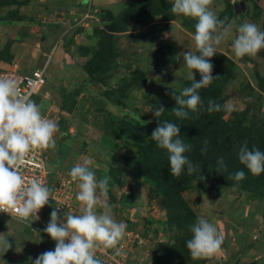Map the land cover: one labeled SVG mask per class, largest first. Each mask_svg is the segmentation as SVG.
Segmentation results:
<instances>
[{
    "label": "rangeland",
    "instance_id": "obj_1",
    "mask_svg": "<svg viewBox=\"0 0 264 264\" xmlns=\"http://www.w3.org/2000/svg\"><path fill=\"white\" fill-rule=\"evenodd\" d=\"M15 1L17 4L8 6V0H0V70L29 73L46 67L47 84L33 101L59 127L54 136L57 154L51 165L53 174L67 160L59 171L58 184L59 190H63V200L69 198L70 206L58 213L60 221L65 222L68 214H82V205L76 199L77 182L69 172L76 164L90 159L97 179L111 177L107 202L112 206L114 219L123 222L125 234L132 233L137 240L127 264H155L156 257L173 243L171 236L176 230L164 224L168 212L161 196L146 179L135 175L132 164L139 160L141 147L153 141L151 136L158 121L154 115L155 101L168 91L181 92L184 82L189 81L180 53L196 51V21L159 13L148 17L155 9L173 3L155 0L148 11L135 16L127 33L151 36L133 43L136 40L125 33L115 34L121 38L116 45L118 57L109 73L102 82H87L85 66L104 38L112 35V17L129 4H136V0ZM254 1L264 7V0ZM229 2L234 4L230 22L233 36L245 22L264 30L262 19L254 18L256 10L251 3H243V9L241 0H213L211 7L219 16ZM231 43L232 37L222 41L210 61L213 70L221 69L225 60L234 65L235 77L227 80L220 96L221 111L226 119L235 122L243 117V130L246 123L259 130L264 128V85H259V80L264 81V60L260 52L255 58H237ZM193 74L199 82V72L194 70ZM132 82L126 91L122 90ZM76 90L80 94L75 106L64 109L67 95ZM108 91H114L120 98L109 99L104 95ZM60 121H65L68 127L63 130ZM120 122L145 131L147 137L141 140L127 137L119 130ZM113 128L117 136L111 132ZM182 197L196 217L208 220L223 235L219 253L201 259L182 254L184 264H264V197L208 179L191 183ZM53 209L49 204L41 213L47 225ZM96 211L101 213L103 209L98 207ZM31 222L36 223L33 219L20 223L0 214V235H3L0 238L8 239L12 245L7 252L0 248V264H34L42 253L54 251L55 241Z\"/></svg>",
    "mask_w": 264,
    "mask_h": 264
},
{
    "label": "clouds",
    "instance_id": "obj_2",
    "mask_svg": "<svg viewBox=\"0 0 264 264\" xmlns=\"http://www.w3.org/2000/svg\"><path fill=\"white\" fill-rule=\"evenodd\" d=\"M212 4L213 0H173L172 3L171 12L174 15L196 21V51L180 53L183 66L188 69L186 79L192 81L191 86L183 88L180 95L172 92L177 106L171 111L179 119L188 118L189 112L198 118L204 110L209 113L221 111V105L212 100L205 108L198 90L218 79L212 75L214 66L210 61L222 41L232 37L231 50L237 58H255L264 50V30L255 23L245 22L237 27L233 36L232 23L227 22V17L220 19ZM194 70L201 76L199 82L195 79ZM164 112L163 106H159L154 115L159 119ZM41 113L39 105L29 95L23 94L15 80L0 78V213H14L21 222H28L32 217L38 219L37 214L52 199L54 192V187L50 189L36 178L28 179L22 172L27 157L34 150L48 149L47 164L52 175L49 166L51 149L56 147L54 136L59 127ZM179 131L177 124L164 121L151 136L159 148L167 151L170 173L177 177L185 169L188 175H192L199 168L185 155L192 145L185 143ZM207 143L205 141L202 152L207 151ZM238 160L252 175L264 173V151L256 147L249 149L247 141L239 148ZM219 163L223 164V160ZM91 165L92 161L85 159L69 172L71 179L77 182L79 191L76 199L82 205V214L65 215V222H62L58 213L67 211V208L58 212L56 206L50 203L54 209L44 231L55 241V249L39 255L34 264H102L96 255L98 250L113 249L115 255L121 254L117 245L125 236L126 225L114 219L112 206L107 202L111 177L97 179ZM244 178L243 171L234 174L236 181ZM200 179L203 177L200 176ZM50 182L59 186L57 177L50 178ZM98 207L103 209L101 213L96 211ZM190 231L192 236L186 241V247L193 259L211 258L222 250L223 235L203 217L196 218ZM11 247L8 239L0 238V248L4 252Z\"/></svg>",
    "mask_w": 264,
    "mask_h": 264
},
{
    "label": "trees",
    "instance_id": "obj_3",
    "mask_svg": "<svg viewBox=\"0 0 264 264\" xmlns=\"http://www.w3.org/2000/svg\"><path fill=\"white\" fill-rule=\"evenodd\" d=\"M154 1L136 0V4H129L126 10L112 17V24H110V29L113 32L112 35L104 38L100 49L85 66V71L88 74L87 82H102L103 77L109 73L111 65L118 57L116 45L121 38L115 34L125 33L128 38L136 40L133 43H139L140 38L143 39L151 36L150 33H134L130 35L127 33L129 32L130 23L134 20L135 16L145 10L148 11L154 5ZM241 3L253 4L256 10L254 18H260L264 23V7L258 5L254 0H241ZM15 4H17L15 0H8V6ZM233 6L234 4L229 2L228 8L218 17L220 19L227 17V22L230 23L231 16L234 13ZM171 7L172 5H163L155 9L153 13H148V17L159 13L160 15H168L170 18H174L177 15L171 12ZM190 29H192L191 24ZM260 55L264 60V50L260 51ZM156 60L159 59L156 58ZM233 66L231 60H225L222 63L221 69L213 70L214 79L217 77L218 79L213 81L208 87L198 90L205 108L209 100L220 105L222 104L220 102V96L224 86L228 79L235 77ZM139 75L140 73H138ZM133 82L126 85L122 90L126 91ZM191 83L192 81L190 80L185 81L184 88L191 86ZM259 85H264V81L259 80ZM180 93L179 91L175 92L176 95H180ZM79 94L80 90L69 93L63 108L68 110L72 109L76 104L75 100ZM104 95L113 100L120 98L114 91L105 92ZM159 106H163L165 112L159 117L156 128L164 121L177 124L180 129L179 136L185 143L192 145L191 150L186 152L185 155L194 164L198 165L199 168L192 175H188L186 169L178 177L171 175L168 153L166 150L159 148L155 141H152L149 146L141 147L140 158L132 165L134 172H136L135 175L146 179L157 190L158 195L162 198V205L168 212V219L164 224L168 225L172 230L175 227L176 230L171 236L173 243L156 257L155 264H184L182 254L190 256L186 247V241L192 236L190 226L195 224L197 217L183 201L182 193L188 189L191 183L201 180V176L203 179L214 181L222 186L237 188L242 192L264 197V173H261L259 176H254L238 160L239 148L245 141H247L249 149L256 147L264 151V128L261 127L257 130L255 126H250L249 123H246V127H243L245 130H243V117L238 119L239 122H235L226 119L224 117L225 113L222 111L209 113L204 110L198 118L195 114L189 112L188 118L179 119L171 111L177 106L176 101L172 98V91L166 92L161 98L155 101L154 108L157 109ZM120 123L119 130L127 137L133 140H141L147 137L145 131L125 122ZM60 125L63 130L65 126L68 127L65 121H60ZM111 132L114 135L117 133L115 128L111 129ZM65 135H62V137H66ZM205 141L208 142L207 151L202 152L201 149L205 147ZM221 159L223 160V164L219 163ZM237 171H243L245 173L243 180L236 181L234 179V174ZM52 177L50 175V178Z\"/></svg>",
    "mask_w": 264,
    "mask_h": 264
},
{
    "label": "built area",
    "instance_id": "obj_4",
    "mask_svg": "<svg viewBox=\"0 0 264 264\" xmlns=\"http://www.w3.org/2000/svg\"><path fill=\"white\" fill-rule=\"evenodd\" d=\"M0 78L3 79H13L18 83V86L22 89L23 94L29 95L30 99H34L35 96L39 94L41 88L47 84L46 80V67L41 69H36L29 73H22L17 69H4L0 70ZM42 116L48 118V115ZM48 149L47 150H34L26 159V163L22 167L23 175L28 178H36L41 180L45 186L50 189L54 187V192L52 199L49 200L48 204L53 203L56 207L55 210L63 211L65 208L69 207L68 199L63 200V190H59V186L52 185L50 182V171L48 168ZM62 194V195H61ZM47 204V205H48ZM46 205V206H47ZM45 206V207H46ZM44 207V208H45ZM42 208L38 215V219L35 220V217H32L37 225H39V230L47 234L44 229L47 226V223L42 219ZM12 220L20 221V218L17 217L14 213H0ZM30 219V220H31ZM29 220V221H30ZM33 223V222H31ZM33 223V225H36ZM29 224V223H28ZM137 244L136 238L133 237L132 233L125 234L123 240L117 247L120 248L121 254L115 255L113 249L108 250H98L96 255L102 261V264H127V257H129L131 249H134V244ZM140 244V243H139Z\"/></svg>",
    "mask_w": 264,
    "mask_h": 264
},
{
    "label": "crops",
    "instance_id": "obj_5",
    "mask_svg": "<svg viewBox=\"0 0 264 264\" xmlns=\"http://www.w3.org/2000/svg\"><path fill=\"white\" fill-rule=\"evenodd\" d=\"M70 139H71V143H72V138L70 137ZM71 149H72V146L70 147ZM51 153H52V158H51V163L49 164V166H50V170L52 169V167H51V165H52V163L54 162L53 161V158L54 157H56V154H57V152L55 153L54 152V149H51ZM60 158V157H59ZM63 159H64V156H63ZM55 160V159H54ZM64 162H67V160H63L61 163H60V166L57 168V170H56V172H54V174H53V172H52V170H51V172H52V176L55 178V177H57L58 178V176L60 175V173H59V171H60V169H61V166L64 164ZM52 177V178H53ZM53 178V179H54Z\"/></svg>",
    "mask_w": 264,
    "mask_h": 264
},
{
    "label": "water",
    "instance_id": "obj_6",
    "mask_svg": "<svg viewBox=\"0 0 264 264\" xmlns=\"http://www.w3.org/2000/svg\"><path fill=\"white\" fill-rule=\"evenodd\" d=\"M243 9H245L244 4L242 3ZM236 10H238V5H236Z\"/></svg>",
    "mask_w": 264,
    "mask_h": 264
}]
</instances>
